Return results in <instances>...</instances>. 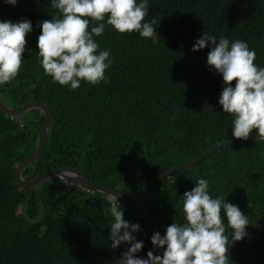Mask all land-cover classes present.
Instances as JSON below:
<instances>
[{
  "label": "trees",
  "instance_id": "16d2710c",
  "mask_svg": "<svg viewBox=\"0 0 264 264\" xmlns=\"http://www.w3.org/2000/svg\"><path fill=\"white\" fill-rule=\"evenodd\" d=\"M59 16L51 0H17L15 5L0 0V21L27 18L32 23L20 71L0 85V96L10 106L43 101L54 115L45 149L25 169L26 178L72 166L136 204L153 178L235 138L233 117L219 104L222 75L207 64L210 44L198 51L192 46L203 33L230 43L241 40L255 51L254 64L264 67V0H149L143 22H157L156 43L138 32H117L107 17L90 20L89 31L105 24L103 34L93 38L97 54L107 50L113 62L103 81H81L74 90L54 83L39 63L38 22ZM27 115L23 120L30 121V133L19 132L13 123L16 131L5 139L10 116L0 111V264H121L130 244L111 247L114 217L106 194L59 179L32 189L17 184L16 167L32 153L44 120L40 110ZM256 135L254 129L250 136ZM199 179L208 181L212 198L237 205L249 222L259 219L264 214V142L234 143L166 177L154 185L141 214L119 204L123 219L140 225L132 233L143 242L136 255L146 259L150 250L163 255L151 237L156 232L163 236L174 222L185 223L183 194ZM228 264H264V221L247 231L228 254Z\"/></svg>",
  "mask_w": 264,
  "mask_h": 264
},
{
  "label": "clouds",
  "instance_id": "9594fccd",
  "mask_svg": "<svg viewBox=\"0 0 264 264\" xmlns=\"http://www.w3.org/2000/svg\"><path fill=\"white\" fill-rule=\"evenodd\" d=\"M5 3L15 5L17 0H5ZM51 5L59 10L60 16L38 22L41 28L37 41L39 63L54 83L70 85L73 90L80 87L81 81L92 85L103 81L105 70L113 62L109 51L97 54L99 45L93 38L103 34L105 24L99 23L89 31L90 20L102 22L107 17V24L117 32H138L141 37L157 42V22H143L148 15L149 0L139 3L137 0H51ZM31 31L32 23L27 18L16 23L0 21V85L17 77L26 35ZM209 44L207 64L222 75L225 86L219 104L223 112L233 117L232 136L246 140L255 129L264 141V67L254 64L255 51L244 41L230 43L227 38L217 40L206 33L195 41L192 50L198 51ZM59 178L63 181L64 175ZM208 188V181L199 179L195 187L184 192L185 223L168 225L163 236L154 233L151 243L163 248V255L150 250L146 259L136 255L142 250L143 242L132 235L141 230L140 225H130L123 219L119 200L111 195L110 212L114 217L109 233L111 247L130 244L122 253L121 264H228L226 246L247 235L249 220L237 205L224 197L212 198ZM225 216L231 240L225 235Z\"/></svg>",
  "mask_w": 264,
  "mask_h": 264
},
{
  "label": "water",
  "instance_id": "95a60500",
  "mask_svg": "<svg viewBox=\"0 0 264 264\" xmlns=\"http://www.w3.org/2000/svg\"><path fill=\"white\" fill-rule=\"evenodd\" d=\"M32 109L40 110L44 114V121L42 123V126L40 128L39 134H38V140L37 145L34 151L27 156L16 168L15 170V179L17 184L23 188V189H32L39 185L40 183L50 180V179H59L60 175H64V182L77 185L78 187L86 190H91L94 192H100L104 193L108 196V199L111 195H116L121 205L125 206L130 211L141 214L143 211L144 204L153 189L154 185L161 182L166 177L172 176L176 173H179L181 171H184L186 169L192 168L194 165L199 163L201 160L207 158L211 154L220 151L224 147L230 146L234 143L243 142V141H258V142H264L261 141L256 136H249L248 139H231L228 141H224L221 143H218L216 145L211 146L208 150L186 160L185 162H182L166 171H164L160 176H157L153 178L143 189L141 196L136 204H133L130 199L122 192L108 186L105 184L94 182L90 179H88L83 172L72 166H63V167H54L47 170H43L36 174L35 176L25 179L22 174L23 171L29 167L32 163L37 161L46 146L47 142V135L50 132V129L54 122V115L52 113L51 108L48 104H46L43 101L40 100H28L23 103H21L18 106H10L6 104L1 96H0V111L7 116L10 117H21L24 113L27 111H30ZM110 200V199H109ZM264 221V214L257 220H254L252 222H249L248 225H246V232L255 224H259ZM241 241V240H240ZM240 241H232L230 244H228L227 247V254L233 252Z\"/></svg>",
  "mask_w": 264,
  "mask_h": 264
},
{
  "label": "flooded vegetation",
  "instance_id": "af4514ba",
  "mask_svg": "<svg viewBox=\"0 0 264 264\" xmlns=\"http://www.w3.org/2000/svg\"><path fill=\"white\" fill-rule=\"evenodd\" d=\"M29 111H27L26 113H24L23 114V116H21V117H10L9 119H8V121H7V124H8V127L5 129V133H4V138L5 139H11L12 137H13V135H14V133H15V128H14V126L16 125V124H14L13 125V123H17L18 125H19V132H24L25 134H27V133H30V128H31V125L29 124L30 123V121L29 120H26V121H24L23 119L25 118V117H27L28 115H27V113H28ZM6 115V114H5ZM32 121V120H31ZM44 121V120H43ZM42 125V124H41ZM40 128H41V126H40ZM40 128H39V130H38V132H37V135H36V140H34V145H33V149H32V152L34 151V149L36 148V145H37V140H38V134H39V131H40ZM48 136V135H47ZM6 141H8V140H6ZM10 142V141H9ZM11 144H12V142H10ZM19 165V164H18ZM17 165V166H18ZM63 167V166H62ZM17 168V167H16ZM54 168V167H53ZM50 169V168H49ZM47 170V169H46ZM25 171V170H24ZM24 171H23V174H22V176L25 178V179H29V178H26L25 177V175H24ZM39 173V172H38ZM37 173V174H38ZM35 176V175H34ZM33 177V176H32ZM31 178V177H30ZM53 180L54 179H50V180H48L50 183H52L53 182ZM47 181V180H46ZM43 183V182H42ZM42 183H40V184H42Z\"/></svg>",
  "mask_w": 264,
  "mask_h": 264
},
{
  "label": "built area",
  "instance_id": "2783aa9c",
  "mask_svg": "<svg viewBox=\"0 0 264 264\" xmlns=\"http://www.w3.org/2000/svg\"><path fill=\"white\" fill-rule=\"evenodd\" d=\"M120 204V203H119ZM123 206V205H122ZM125 207V206H124Z\"/></svg>",
  "mask_w": 264,
  "mask_h": 264
}]
</instances>
